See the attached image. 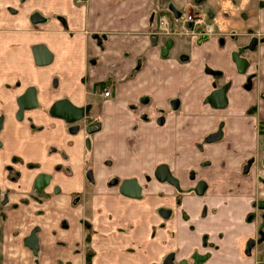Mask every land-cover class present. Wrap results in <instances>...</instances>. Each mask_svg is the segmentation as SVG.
<instances>
[{"label":"crops","instance_id":"1","mask_svg":"<svg viewBox=\"0 0 264 264\" xmlns=\"http://www.w3.org/2000/svg\"><path fill=\"white\" fill-rule=\"evenodd\" d=\"M171 1L205 7L225 44L178 35L166 47L152 35L156 0H0V264L264 257L250 243L264 224V0ZM214 83L230 85L224 108L206 102ZM29 88L38 104L19 115ZM61 99L100 128L50 114ZM161 163L179 187L156 178ZM39 173L51 178L35 195ZM115 178L136 179L140 195Z\"/></svg>","mask_w":264,"mask_h":264},{"label":"flooded vegetation","instance_id":"2","mask_svg":"<svg viewBox=\"0 0 264 264\" xmlns=\"http://www.w3.org/2000/svg\"><path fill=\"white\" fill-rule=\"evenodd\" d=\"M185 14H192L194 15V17L197 19H200L201 22H195V21H185ZM163 18L164 19V23H160L159 19ZM151 20L153 23V29H152V35L157 38V39H161L163 41V45L166 44V47H168V43L170 42L172 45L173 41L172 39L175 36L181 35V36H186V37H191V38H195L196 42L198 44H201L203 41H205L207 38L212 37V36H216L219 38L220 43L223 45L226 42V37L227 34H223L221 33L216 25L211 21L212 20V14L202 5L198 4V3H193L191 1L186 2L184 5H182L181 7H178L175 3H173L171 0H156L155 5H154V9L152 11V16H151ZM231 36H234V34H230ZM226 36V37H225ZM167 41V43H166ZM165 47V48H166ZM240 62H242L244 60V58H240L238 57ZM208 72L211 73L212 75H219L220 73L218 71H214L212 69H208ZM248 85H250V82L248 83ZM223 87H226V91H225V96H226V104L222 107L217 106L216 104H214L213 102H210L208 100V98L210 96L213 95V93ZM230 88L229 83H224L221 85H216V83H214V89L211 91V93L207 96L206 98V102L208 104H210L213 107L216 108H224L228 105V90ZM105 91H109V95H111L110 90H106L104 88V86H100L98 88V93L100 95H103L106 97L105 95ZM216 100V99H215ZM88 110L86 111L85 116L76 121L71 123L73 126V130H78L79 125L78 122L82 121V120H86V130L89 134L97 131L100 128V124L98 122H95L94 120H89V116H90V112H89V108L85 107ZM149 117H147L146 115H143V119L147 120ZM165 115L163 113H159L158 115L155 116L154 121L158 124H163L166 119H165ZM149 120V119H148ZM259 131L261 133H264V122H262L259 126ZM214 136H210V137H215ZM251 162V161H249ZM263 163H264V158H263ZM248 164V163H247ZM160 165H166L169 172H170V176L172 178V180H164L166 182H169L173 185L177 187H179V182L177 180V178L172 174L169 165H167L166 163H161L156 167L155 170V176L158 179L157 175H156V171L158 169V167ZM33 166V165H30ZM249 165H246V168H249ZM12 167L13 166H9L8 167V171L11 172L12 171ZM41 173H39L38 175H40ZM46 174V173H44ZM37 175V176H38ZM48 175V174H47ZM37 176L34 179V191H35V195L37 194H41L44 189L46 188V186L42 189H39L36 187L35 185V180L37 178ZM11 180L16 181L17 178L19 177V173H14L12 175L9 176ZM51 176L49 175V180H50ZM115 180L117 181V184L119 185V190L121 192V187L123 185V183L126 180H136L133 178H129V179H123V180H119L118 178H115ZM159 181H162L160 179H158ZM137 181V180H136ZM163 181V182H164ZM138 182V181H137ZM49 183V181H48ZM47 183V184H48ZM200 183H204V181H200ZM139 184V183H138ZM198 184V186H199ZM140 186V185H139ZM197 186V188H198ZM206 186V185H205ZM197 188H196V192H197ZM205 189V187H204ZM122 193V192H121ZM141 193V191H140ZM198 193V192H197ZM203 193V192H202ZM199 193V194H202ZM123 194V193H122ZM125 195V194H123ZM128 196V195H126ZM131 197V196H129ZM258 208L260 210H262V217H264V202H260L258 203ZM251 244H255V243H264V224H259L258 225V229H257V236L256 239L250 241ZM262 261H264V257L258 261L257 264H262Z\"/></svg>","mask_w":264,"mask_h":264},{"label":"water","instance_id":"3","mask_svg":"<svg viewBox=\"0 0 264 264\" xmlns=\"http://www.w3.org/2000/svg\"><path fill=\"white\" fill-rule=\"evenodd\" d=\"M170 42L168 43V46H170ZM40 48V47H39ZM42 50L44 53H40L42 56L47 55L46 50L42 47ZM45 58V57H43ZM47 58L43 59V62H46ZM238 63L240 65V61L238 60ZM226 87H223L213 93L212 96L208 98L210 102H213L219 107H222L226 104V96H225ZM216 99V100H215ZM37 99H36V93L34 88H29L27 91L21 95L18 99V106H19V115L22 114L25 110L31 109L37 106ZM88 109L85 107H80L77 105H74L71 101L68 99H61L56 101L52 107L50 108V114L62 118L66 120L67 122L73 123L80 119H82L86 111ZM156 175L158 179L164 181V180H172L170 176V172L166 165H160L156 171ZM49 181V175L41 173L37 176L35 180V185L37 188L42 189L44 188ZM205 184L200 183L197 192L202 193L204 191ZM141 187L139 186L138 182L136 180H126L122 187L121 192L125 195L131 196V197H137L140 195ZM36 238L35 235H32L30 237L29 242L31 245L34 244ZM196 264L201 262L205 257L201 255H195Z\"/></svg>","mask_w":264,"mask_h":264},{"label":"built area","instance_id":"4","mask_svg":"<svg viewBox=\"0 0 264 264\" xmlns=\"http://www.w3.org/2000/svg\"><path fill=\"white\" fill-rule=\"evenodd\" d=\"M159 21H160L161 25H162V23L165 22L164 19L161 18V17H160ZM185 21L201 22L200 19H197V20H196V18H195L194 15H192V14H185ZM105 95L108 96V95H109V91H105ZM262 264H264V261H262Z\"/></svg>","mask_w":264,"mask_h":264}]
</instances>
